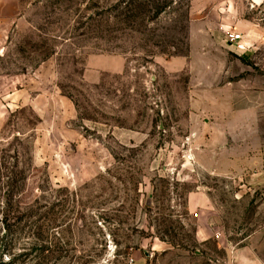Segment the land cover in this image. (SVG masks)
Returning <instances> with one entry per match:
<instances>
[{"label": "rangeland", "instance_id": "rangeland-1", "mask_svg": "<svg viewBox=\"0 0 264 264\" xmlns=\"http://www.w3.org/2000/svg\"><path fill=\"white\" fill-rule=\"evenodd\" d=\"M228 1L262 45L241 61L221 30L208 77L164 59L189 52L192 0H151L144 20L138 0H0V264L264 259V103L195 110L196 89L241 75L264 91V0Z\"/></svg>", "mask_w": 264, "mask_h": 264}, {"label": "crops", "instance_id": "crops-1", "mask_svg": "<svg viewBox=\"0 0 264 264\" xmlns=\"http://www.w3.org/2000/svg\"><path fill=\"white\" fill-rule=\"evenodd\" d=\"M255 1L262 2L263 0ZM228 3V0H192L189 52L186 55L164 57L167 66L174 70H181L189 65L206 63L207 72L205 75L216 77L217 73L215 72L217 71L212 65L224 59L217 55L218 52L223 51L221 35L224 28L241 33L242 38L234 43H230L226 38L229 48L238 52L240 60L248 62L253 59L262 45V36L258 34V31L251 33L247 31L250 28L247 22H240L235 27L229 24L227 19L225 20V17L222 16V12L227 9L226 5ZM6 5L7 2L2 6L3 11L8 7ZM3 11H0V14H5ZM204 52L206 54H203ZM222 77L223 72L218 74L217 78L220 79ZM257 82L254 76L252 78L251 76L241 75L236 84H212L205 86V88L196 89L195 94L200 96V99L197 101L198 105H196L195 110L199 112V116L207 112L220 113L223 121L231 118L247 119L252 114L258 113L259 108L264 105L261 104L264 103V91L259 86H256ZM63 99L65 98L62 97L61 100L63 102L68 101ZM67 107L70 110L69 103ZM222 126L226 127V125ZM210 236L217 237L218 235ZM230 253L231 264H264V259L255 252L252 246H232Z\"/></svg>", "mask_w": 264, "mask_h": 264}, {"label": "trees", "instance_id": "trees-1", "mask_svg": "<svg viewBox=\"0 0 264 264\" xmlns=\"http://www.w3.org/2000/svg\"><path fill=\"white\" fill-rule=\"evenodd\" d=\"M138 1L139 2H135V6H133V8L137 10V12L136 13L131 12V14H129L130 17L133 16L137 20L139 19L144 20L147 17L148 19H152V17L148 16L149 12H151V9L149 8L150 5L148 2H151V0H138ZM168 4L169 3H165L164 5L157 7L158 10L156 11V14H160L161 12H163L165 8L168 6ZM127 13H130V10Z\"/></svg>", "mask_w": 264, "mask_h": 264}, {"label": "built area", "instance_id": "built-area-1", "mask_svg": "<svg viewBox=\"0 0 264 264\" xmlns=\"http://www.w3.org/2000/svg\"><path fill=\"white\" fill-rule=\"evenodd\" d=\"M223 30H224V32H225V34H226V38H227V40H228L230 43H234V42H236V41H238V40H240V39L242 38L241 33L233 32V31H232L231 29H229V28H227V29L224 28ZM194 215H195V217L198 216L197 213H195Z\"/></svg>", "mask_w": 264, "mask_h": 264}]
</instances>
